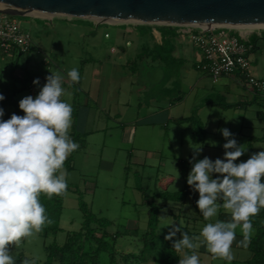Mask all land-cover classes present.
<instances>
[{
    "label": "crops",
    "instance_id": "0c3cea01",
    "mask_svg": "<svg viewBox=\"0 0 264 264\" xmlns=\"http://www.w3.org/2000/svg\"><path fill=\"white\" fill-rule=\"evenodd\" d=\"M82 22L91 25L93 23L87 20ZM105 25L112 26L109 24ZM154 26L136 25L128 28L121 27L122 30L111 34L105 32L103 38L108 40L109 44H107L106 48L103 47V52L107 51L108 55L103 56V59L90 62L89 73L85 79H82L80 75L78 83L72 82L67 74L58 67L56 73L64 77L62 86L66 90V93H71V95H64L61 98L71 104L73 108V122L69 130V136L74 142L79 144V148L71 153L65 161L64 168L66 170L73 169V166H69V164H74L76 158L79 156H81V160L76 162L80 168L79 172L86 171L87 169L112 170V156H117L119 152L118 145L128 147L127 157L136 159V161H139L140 156L149 158L156 152L158 162L160 163L161 153L158 155L159 151L149 150L146 147L153 145L160 146L164 143L169 147H173V145L180 147L190 145V147H186L187 151L183 155L180 154L181 148H178L177 154L179 153L180 156H175V154L173 156L175 159L182 157L187 168L190 161H193V157L197 161L205 157L210 158L208 154L205 157L200 153L197 154L194 148L198 146L203 147V139L208 134L206 121L210 115V109L222 107L216 104V102L223 99L221 96L223 92H226V104L222 103L225 107L221 109L226 110V121L230 122L226 128L232 133L234 138L237 137L246 142L245 147H248L246 159L249 158V155L264 151V97L256 95L248 87L236 83L231 78L226 77L215 82L211 81L203 69H196L198 53L189 42L176 38L174 29L169 26ZM167 27L173 29L174 34L172 36L167 35L165 30ZM90 31L92 32V30ZM85 34L78 33L81 37ZM46 39L43 41L47 42ZM37 43L40 44L41 41L38 40ZM37 43L33 41L31 46L32 51L23 54L21 63L18 60L13 63V58H8L12 70L10 73L11 79L10 82H0V93L5 97L3 101H0V107H5L4 116L2 117L5 121L10 119L14 113L23 116L24 113L19 108V101L29 95L35 98L40 88L46 83L45 78L48 72L47 58L38 49L39 45ZM251 46L252 49L248 53V61L253 75L256 78L264 80V46L260 48V51L254 53L252 59L250 58L251 60H249L250 54L256 49L255 44H251ZM48 47V53L56 49H53V43H50ZM40 54L43 55L41 65L36 59ZM7 55L0 54V61L3 62ZM58 57L64 59L63 54ZM70 57L71 55L65 54L66 59ZM74 58L78 60L77 65L68 62L62 66L68 72L74 67L78 68L79 72L82 70L81 66H83L84 60L82 61L78 56H74ZM90 59L92 57L88 56V60ZM134 61H138V63L142 62V67L151 71V74L155 72L157 76L149 77L148 80L144 79L142 83H139V86H142V92L138 95L135 94L136 96H132V91H130L131 97H127V88L121 86V80L126 78L125 73L118 72L117 75V69H124L125 67L131 69L129 64L134 63ZM3 63L6 64V61ZM107 64L108 67L106 66ZM169 64L173 66V74L171 73L167 76L166 72ZM189 74H191V80L189 79L190 83L188 82L185 86L186 92H183L180 87V80ZM37 78L40 81L39 86L33 84V81ZM129 84L131 87L134 85L133 82ZM157 89V93L145 96V94H150L152 90ZM145 97L147 100L143 102L142 99ZM187 98H190L188 104ZM185 109L188 111L186 114H184ZM231 111L237 112L238 118L235 121H230L231 115L229 113ZM194 115L203 117L202 120L199 118L203 131V136L200 140H195L192 137L191 129L187 122V119ZM204 117H207V120ZM107 123L110 126H107ZM169 123L173 125L171 128L168 125ZM176 130H179L177 136L175 134ZM106 139L108 141L114 140V145H108V149L112 153H109V151L104 153L103 151ZM152 142H156V144H152ZM141 149H144V151ZM102 154H105V158H102ZM182 175L180 174V178L182 179L181 184L178 181L174 183L175 179L171 177L157 182L159 189L157 196L163 202L168 201L163 199L164 195L183 194L182 200L177 202V213L172 210L173 208L163 205L164 203L160 204L157 208L159 211L157 221H159V217L162 215L168 217L166 220H169V222L165 224L166 233H169V225L175 223L191 237L198 235L208 222H214L217 219H230V216L223 209H220L216 217L211 218L210 221H205L199 209H197L198 200L196 192L191 193V187L186 184L187 175ZM262 183H264V178H262ZM175 184L179 186L174 188ZM93 188V184L88 185V189ZM131 188L134 189V187ZM169 189L176 190L169 193ZM189 208L195 212V216L190 212ZM147 212L146 222L143 221L141 225L142 229H139L137 222L131 223L132 237L136 240V254L141 259L140 264H163L160 261V257L165 237L155 233V244L152 247H147L143 239L147 231ZM189 223L190 226H188ZM260 223H263V221ZM254 234L255 229L253 228L251 238ZM100 236H104L102 238L104 240L107 234L103 232ZM116 238L115 236L114 239ZM180 238V233H177L176 237H174L175 240ZM242 238V234L238 228L236 230V240L233 242L231 249L234 255V259L231 262L222 259L213 260L203 246L194 251L199 256L200 264H243L250 258V253L248 247L237 246V243ZM114 245L113 240V248ZM157 246L158 251L153 253V250L157 249ZM246 253H248V256ZM100 254L106 253H99L97 259ZM177 254L181 258V253ZM120 258L121 255L116 251L111 260L108 257V263L111 261L112 264H115L114 262L119 261Z\"/></svg>",
    "mask_w": 264,
    "mask_h": 264
},
{
    "label": "clouds",
    "instance_id": "9594fccd",
    "mask_svg": "<svg viewBox=\"0 0 264 264\" xmlns=\"http://www.w3.org/2000/svg\"><path fill=\"white\" fill-rule=\"evenodd\" d=\"M6 6L10 5L0 3V8ZM67 76L74 83L80 80L75 67ZM45 80L35 98L29 95L19 101L23 116L14 113L6 121L0 119V264H15L12 246L19 247L23 239L52 223L40 196L51 199L66 192L68 173L64 164L79 148L69 136L73 108L61 99L71 95L62 86L64 77L50 72ZM33 84L39 86V78ZM4 99L0 93V101ZM3 116L4 109L0 107V118ZM221 132L227 141L223 144V159L205 157L197 161L193 157L187 184L199 193L197 207L205 221L216 217L220 209L230 219L208 222L191 237L175 223L169 225L166 241L173 240L177 233L181 235L172 245L181 253L179 264H200L194 250L201 246L213 260L231 262L236 230L239 228L243 237L237 246L247 248L253 233L252 218L264 209V151L237 163L246 152L244 145H239L227 128ZM23 264L35 261L25 259Z\"/></svg>",
    "mask_w": 264,
    "mask_h": 264
},
{
    "label": "rangeland",
    "instance_id": "374dc122",
    "mask_svg": "<svg viewBox=\"0 0 264 264\" xmlns=\"http://www.w3.org/2000/svg\"><path fill=\"white\" fill-rule=\"evenodd\" d=\"M31 17H15V20L19 28L29 34L32 43L33 41L36 43L38 40L41 41L40 44H37L39 45L38 49L41 50L45 54V58H47L48 72L46 76L50 75V72L56 73L58 67L60 70L62 69L65 74H67L68 71L62 66L68 62L77 65L78 60L75 59L74 56H78L82 61L84 60V64L81 66L82 70L79 72V75H81L82 79H85L86 75L90 71V62H93V60L103 59V56L108 55L107 51L103 52V47L106 48L107 44H109L108 40L103 38L104 33L106 32L111 34L113 32L122 30L121 27L128 28L136 26L121 24L123 26L119 25L121 27H117L107 26L105 24L95 25L94 23L91 25L82 22L86 20H68L62 17H54L49 22L47 20ZM150 26L155 27L154 25ZM90 30H92V32ZM80 32L86 34L81 37L78 35ZM45 39L47 42L43 41ZM248 42L250 44H255L256 47V49L250 54L249 60H251L252 55L260 51V48L264 46V37L257 38L256 36H251L248 38ZM50 43H53V49H56L51 53H48V45ZM30 51H32V48L29 50V52ZM61 54H63L64 59H60L58 57ZM65 54H69L71 57L66 59ZM23 56V54L18 55L17 53L8 54L5 56V60H3V62L6 61V64L0 61L1 83L5 81L10 82L11 79L10 73L12 70L8 58H13V63L17 62V60L21 63ZM88 56H91L92 59L88 60ZM36 59L41 65L43 55H38ZM188 61L190 60L188 59ZM108 64L106 65L107 67ZM142 66V62L138 63V61H134V63L129 64L131 69L127 67L124 69H117V75L118 72L125 73L126 78L121 80V86L127 88V97H131L129 93L130 91H132V96H136L142 92V86L140 87L139 83H142L144 79L148 80L149 77L152 78L153 76H157L155 72L151 74V71L146 70ZM189 66L191 68L190 62ZM171 73L173 74V66L169 64L166 75L169 76ZM184 77V79L180 80V87L183 92H186L185 86L188 84V82L190 83L191 74ZM130 82L134 83L132 87L129 84ZM157 92L158 89L154 91L152 90L150 94H145V96L153 95L152 93ZM221 96L223 99L219 100V102H216V104L220 106L222 103L226 104V92H223ZM146 100V97L142 99L143 102H146ZM189 101L190 98H187V104ZM221 108L222 107L211 108L208 120L207 117H204V119L207 120L206 123L208 134H206L205 138L203 139V147L201 148L198 146L194 148L196 151L200 149L199 153L203 155V157L208 154L210 159L213 161H215L217 158L223 159L224 157L223 144L227 141L223 137L221 130L230 124V122L226 121V110ZM3 109H5V107H3ZM186 112L188 111L185 109L184 114H186ZM229 114L231 115L230 121H235V119L238 118L236 111H231ZM193 118L195 121L200 123L199 118L202 120L203 117L194 115ZM170 124L171 123L168 125ZM107 126H110V124L107 123ZM172 126L173 125H170V128ZM178 131L176 130V136ZM235 139L239 145H244L246 150L245 154L237 161V163L246 162V156H248V147H245L246 142L237 137H235ZM187 140L191 141L190 139ZM152 144H156V142H152ZM108 145H114V140H105L103 148L104 153L107 151L112 153L111 150L108 149ZM186 147H190V145H183L182 147L173 145V147H169L166 145V143H164L160 146L153 145L146 147L149 150L159 151L158 155L161 153L162 157L161 162L159 163L156 152L149 158L140 156L139 161H136V159L127 157L126 153L129 150L128 147L118 145L119 152L117 156H112L113 166L112 170L109 171H104L101 169H87L86 171L79 172L80 168L76 162L81 160V156L77 157L74 164H69V166H73V169L66 170L68 173L66 181L67 185L69 186V191H66L63 194L61 201V215L58 221L60 231L56 233L41 231L40 233L34 234L32 237L23 239L20 242L19 247L12 246V254L14 258L22 257L24 260H34L35 264H44L46 260V247H49L52 244L61 246L64 243L67 235L77 232L81 228L83 220L81 208H83L97 219H103L108 223L106 228L95 230L94 235L100 236L101 233L104 232L107 234L104 240L109 242L112 240L114 235H117V238L114 239L115 245L113 248V253L117 251V253L121 255V258L119 261L117 260L114 262L115 264H140L141 259H139V255L136 254V240L132 237L133 231L131 223L137 222L139 229H142V222H146V212L152 207L158 208V206L163 203V205L173 208L172 210L177 213V200H168L163 202V200L157 196V193L159 192L157 182L167 177H171L175 179L174 183H177L178 181L181 184L182 179L180 178V174H183L182 176L187 175L188 177L192 168V163H190L187 168V165L185 164V161H183L184 159H182V157H180V159H175L173 157L174 154L175 156H180L179 153L177 154L178 148H181L180 154L183 155L185 151H187ZM141 150L144 151V149ZM101 156L102 158H105V154H102ZM213 178H216V174L213 175ZM89 184H93L94 188L88 189ZM177 186L179 185L175 184L173 187L176 188ZM131 187H134V189ZM175 190L176 189H169L168 192L172 193ZM194 192L195 191H193L191 188V193L193 194ZM196 196L198 200V192H196ZM189 209L191 210L190 212L195 216V212L191 208ZM157 222L158 224L156 225L155 233L161 234L163 237H165L168 234L165 232V224L168 223L169 220L167 221L166 219H159ZM198 224L200 223L198 222ZM188 226H190V223ZM197 229H199V227H197ZM103 237L104 236H102V238ZM163 241H166L165 238ZM152 243L155 244L154 241ZM155 251H158V246L157 249L155 248V250H153V253H155ZM93 252L94 243L88 240L84 245V257L81 264H90L84 259L85 255ZM246 255L248 256V253H246ZM57 262L58 261L54 262L53 264H58ZM109 263H111V261H109ZM109 263L107 254L99 255L98 264Z\"/></svg>",
    "mask_w": 264,
    "mask_h": 264
},
{
    "label": "water",
    "instance_id": "95a60500",
    "mask_svg": "<svg viewBox=\"0 0 264 264\" xmlns=\"http://www.w3.org/2000/svg\"><path fill=\"white\" fill-rule=\"evenodd\" d=\"M0 14L31 17L28 10L53 17L116 20L120 24L202 26L264 24V0H0ZM116 25V24H109Z\"/></svg>",
    "mask_w": 264,
    "mask_h": 264
},
{
    "label": "built area",
    "instance_id": "2783aa9c",
    "mask_svg": "<svg viewBox=\"0 0 264 264\" xmlns=\"http://www.w3.org/2000/svg\"><path fill=\"white\" fill-rule=\"evenodd\" d=\"M31 18L50 22L54 17ZM119 25L121 24L112 26ZM169 27L174 29L176 38L189 42L195 48L198 53L195 67L203 69L211 81L231 78L236 83L248 87L256 95L264 97V80L253 75L248 61V53L252 49L248 38L264 37V29L240 30L231 27L190 25ZM31 46L29 34L19 28L15 17L0 14V54H27Z\"/></svg>",
    "mask_w": 264,
    "mask_h": 264
},
{
    "label": "trees",
    "instance_id": "16d2710c",
    "mask_svg": "<svg viewBox=\"0 0 264 264\" xmlns=\"http://www.w3.org/2000/svg\"><path fill=\"white\" fill-rule=\"evenodd\" d=\"M167 35L172 36L173 29L165 28ZM167 45V43L164 42ZM169 52V50H168ZM225 107L224 104H221ZM189 127L191 129L192 137L196 140H200L203 136L202 127L199 122L195 121L193 117L187 119ZM251 155H249L250 157ZM67 190L68 187H67ZM66 190V191H67ZM62 195L53 196L49 199L46 195L41 194L40 202L46 209L47 217L52 221L50 224H45L42 231L56 233L60 231L59 217L61 214V201ZM183 197L182 193L164 195L163 199L181 201ZM82 209V226L77 232L70 233L66 236L64 243L61 246L55 244L46 247V260L44 264H53L58 261V264H81L83 260V250L85 243L89 240L94 243V252L85 255L86 261L90 264H98L97 255L99 253H106L110 260L113 256L112 240L104 241L101 236H96L95 230L104 229L107 227V222L103 219H97L93 215L89 214L85 209ZM147 232L144 234L143 239L147 247L153 246V241L156 239V225L159 211L156 207H152L147 212ZM263 221V223H260ZM253 228L255 234L251 238L248 246L250 258L243 264H264V209H262L258 215L252 218ZM146 240V241H145ZM175 239L171 241H165L162 246V254L160 261L163 264H179V256L173 249L172 245ZM24 259L22 257L15 258V264H23ZM84 262V261H83Z\"/></svg>",
    "mask_w": 264,
    "mask_h": 264
},
{
    "label": "bare ground",
    "instance_id": "6f19581e",
    "mask_svg": "<svg viewBox=\"0 0 264 264\" xmlns=\"http://www.w3.org/2000/svg\"><path fill=\"white\" fill-rule=\"evenodd\" d=\"M27 15L32 16V17H40V18H47L50 19L52 17V14H47V13H40L37 11H33V10H28ZM92 21L98 23V22H107L108 24H120L122 22L116 21V20H99L96 18H92ZM203 27H231V28H235V29H246V30H251V29H264V24H249V25H245V26H233V25H217V26H213V25H202Z\"/></svg>",
    "mask_w": 264,
    "mask_h": 264
}]
</instances>
